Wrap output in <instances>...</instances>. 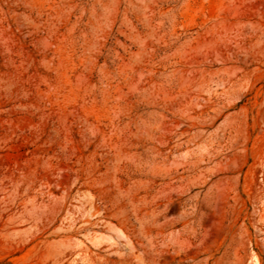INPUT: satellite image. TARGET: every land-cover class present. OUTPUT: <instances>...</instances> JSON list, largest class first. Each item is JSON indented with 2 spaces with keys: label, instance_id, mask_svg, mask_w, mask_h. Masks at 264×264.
<instances>
[{
  "label": "rangeland",
  "instance_id": "obj_1",
  "mask_svg": "<svg viewBox=\"0 0 264 264\" xmlns=\"http://www.w3.org/2000/svg\"><path fill=\"white\" fill-rule=\"evenodd\" d=\"M0 264H264V0H0Z\"/></svg>",
  "mask_w": 264,
  "mask_h": 264
}]
</instances>
